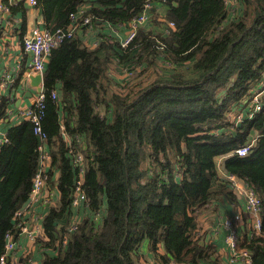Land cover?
<instances>
[{
	"label": "trees",
	"instance_id": "16d2710c",
	"mask_svg": "<svg viewBox=\"0 0 264 264\" xmlns=\"http://www.w3.org/2000/svg\"><path fill=\"white\" fill-rule=\"evenodd\" d=\"M234 1L239 8L232 16L226 0H151L165 10L161 19L150 10L149 24L172 21L167 34L143 25L126 47L101 34L90 50L77 36L80 25L73 38L50 51L40 126L51 159L48 188L56 186L59 197L42 218L47 237L37 239L45 248L42 264H144V241L161 264H221L198 233L201 211L223 197L237 201L227 181L213 187L220 156H225V172L245 181L261 199V231H242L237 248L249 251L252 264H264V98L260 111L248 115L245 109L264 71V0ZM144 3L37 0L36 6L45 27L55 31L67 27L81 8L94 27L126 25ZM18 10L25 11L21 1L9 5L10 13ZM112 63L115 73L120 66L127 72L122 82L111 80ZM151 71L153 80L142 86L139 77ZM17 72L12 90L24 74L22 68ZM11 102L0 93V122ZM237 112L244 114L240 121L234 119ZM5 136L0 256L5 235L16 232V214L30 196L39 143L29 120L9 127ZM245 144L251 145L249 152L237 155ZM74 152L83 155L89 214L68 234L78 173ZM100 211L97 223L93 216ZM63 218L61 227L54 224Z\"/></svg>",
	"mask_w": 264,
	"mask_h": 264
},
{
	"label": "crops",
	"instance_id": "0c3cea01",
	"mask_svg": "<svg viewBox=\"0 0 264 264\" xmlns=\"http://www.w3.org/2000/svg\"><path fill=\"white\" fill-rule=\"evenodd\" d=\"M17 1L22 2V6L25 9L24 12L21 10L15 11L14 13H10L9 10L5 11L3 9V0H0V79L5 75V77L10 78L11 82V85L6 89L0 87V93L7 96L9 95L12 101L7 109V118H5L3 122H0V138L6 134L9 127L20 123L24 119H21L22 111L29 107L37 97V92L32 87L29 79L31 75V71L28 68L29 59L23 52L22 38L33 27L39 26L40 28H45V23L38 6H29L24 0H15V3ZM15 3H13V5ZM151 10H153L155 14H160L162 16L165 8L161 3L153 2ZM145 25L147 28H154V31L159 29V25H155L154 27L149 24V22L145 23ZM125 32V27L116 28L114 31L113 26L103 24V26H91L90 29L81 26L77 30V36L88 49L93 50L97 46L99 35L103 34L107 37L114 36L118 39L122 38ZM20 68H22L24 74L20 76L19 82L16 87H14L15 89L12 90L13 80L16 73L19 74L17 71ZM116 69L117 71L116 73L114 72L115 74L113 75L112 63L109 76L112 81L114 76L115 82H118L119 79L121 81L123 75L119 67ZM28 91L31 93L29 96L28 93H26ZM96 109L101 115L106 114V110L103 107L99 106L96 107ZM255 134L256 133L253 132L250 138L254 137ZM224 159L225 156H220L216 159L218 178L213 184L215 189L221 188V185L225 183L226 176L228 175L223 166ZM54 174L55 176H53V179L58 176L57 172H54ZM42 195L45 197L46 201L28 204L22 211L21 217L28 225L29 232L27 234L18 232V230L14 232L12 238L14 250L11 254L10 264H25L29 259H31V264H42L41 256L45 248L41 247L37 242V239L43 241L47 240V237L43 233L42 216L48 212L51 205H55L58 202L59 194L56 186H49L47 190L42 192ZM48 195L49 197H47ZM226 198L223 197L220 203L209 205L201 211L198 216V233L201 236L200 242L203 240V242L209 246L210 251L215 253L221 264H227L228 252L224 242L225 230L221 224L222 218L227 215H233L236 212L239 213L241 223L238 229L239 234H241L242 231L246 232L247 235L250 234V219L243 206L242 200H237L236 203H234ZM72 214L76 221H81L89 214V211L82 203L76 209L72 210ZM38 215L41 217H38ZM70 219H72V215ZM65 222V218L60 219V221L57 222L58 227H61ZM140 251L142 252L141 256L144 264H146L147 261L148 264H161L159 261L157 262L155 260L157 259L155 254L148 249L147 241L142 243ZM157 253H163L162 247L159 246ZM145 260L147 261L145 262Z\"/></svg>",
	"mask_w": 264,
	"mask_h": 264
},
{
	"label": "built area",
	"instance_id": "2783aa9c",
	"mask_svg": "<svg viewBox=\"0 0 264 264\" xmlns=\"http://www.w3.org/2000/svg\"><path fill=\"white\" fill-rule=\"evenodd\" d=\"M29 6H36L37 0H24ZM142 11L133 17L130 22L126 25L113 26L115 31L116 28L125 27V34L122 38H118L120 45L126 47L128 43L136 35V31L139 27L145 25L148 22L152 8L151 0H144ZM165 1V0H163ZM15 0H8L9 5H13ZM4 4L3 9L5 11L9 10V5ZM16 4V3H15ZM82 9L78 10L76 13L70 15V23L65 28H58L55 31L49 29L40 28L39 26L33 27L29 32L22 38V48L24 54L28 57V68L31 72H37L43 78L44 71L46 69L47 57H49L50 51L57 47L64 39L73 38L78 27L87 25L86 28L90 29L93 25L92 20L89 17H82ZM231 15H235L236 7L232 6ZM79 18L81 20L79 21ZM171 28H174V23L172 21H167L164 26L163 33L167 34ZM99 40V39H98ZM12 79V78H11ZM11 85L10 78L3 75L0 79V87L3 89L8 88ZM43 90V88H42ZM37 93V97L34 102L27 108L22 111L23 120H29L33 123V132L36 136L40 138V141L37 146L38 159H37V169L32 179V186L30 192V202L28 204H34L36 202L46 201L45 197L42 195L44 190L48 189L49 181V168H50V154L45 143V134L42 132L40 126L41 118V109L43 107V93ZM52 98L57 97V92L53 91L51 93ZM264 98V71L258 83L255 85L251 94L246 97L247 105L245 107L248 115H251L253 112L260 111L263 106ZM32 105L34 107H32ZM242 112H237L234 116V119L237 121L242 120ZM63 128V126H61ZM64 139L65 136L63 135ZM6 141V136L4 135L0 138V146ZM250 144H245L242 147H239L235 150V153L239 156L246 155L250 150ZM73 163L78 169L77 179L75 181V187L72 194L71 206L73 209H76L82 203L87 208L86 196L82 189L83 173H84V160L81 152H74ZM226 181L231 190L236 194L237 200H242L243 206L249 216L250 234H258L261 231V214H262V202L260 197L256 192L243 180L236 178L233 175H227ZM49 197V195L47 196ZM27 207V206H26ZM24 210V209H23ZM20 210L16 214L17 224L16 228L18 232H23L27 234L29 232L28 225L23 221ZM88 210V209H87ZM102 212H97L93 219L100 220ZM37 217V215H36ZM38 217H41L38 215ZM43 218V216H42ZM81 221H76L74 215L72 214L71 222L69 223L67 232L68 234L72 233L77 225ZM222 227L225 230L224 242L227 248V264H252V259L250 253L247 249L237 248V243L239 239V226H240V214L235 213L233 215H227L221 220ZM16 230V231H17ZM13 232L8 231L5 235V244L4 252L0 256V264H10L11 254L14 250V242L12 241ZM63 242L66 243V237L63 239ZM31 264V259L27 262Z\"/></svg>",
	"mask_w": 264,
	"mask_h": 264
},
{
	"label": "rangeland",
	"instance_id": "374dc122",
	"mask_svg": "<svg viewBox=\"0 0 264 264\" xmlns=\"http://www.w3.org/2000/svg\"><path fill=\"white\" fill-rule=\"evenodd\" d=\"M226 4H227V12H231V9H232V6H236V9H238L239 7H238V4H236V1H234V0H226ZM158 15H160V14H158ZM161 16V15H160ZM152 18V16H150V18H149V20H148V22L150 23V19ZM159 19H161V17L159 18ZM147 22V23H148ZM161 24L159 25V29H157V31L155 30V32H158V31H160V32H162L163 30H164V26H165V24H164V22L161 20ZM154 26V25H153ZM155 27V26H154ZM154 29V28H153ZM157 65L158 66H160V63H157ZM120 68V70H121V73L122 74H125V73H127L125 70H124V67H122V66H120L119 67ZM114 72H115V70H114V68H113V74H114ZM151 75H150V72H148V73H145V74H147V75H145L144 77H139V79H138V81H140V82H142V86H143V84L145 85V84H147V82H150V81H152L153 80V78H154V71H151ZM131 77H132V74H131ZM119 81H120V79H119ZM118 81V82H119ZM120 82H122V81H120ZM100 220H96V222L98 223ZM152 258V257H151ZM154 259V258H153ZM157 262H158V260L157 259H155ZM147 260H145V262H146ZM146 264H148V261H147V263Z\"/></svg>",
	"mask_w": 264,
	"mask_h": 264
},
{
	"label": "water",
	"instance_id": "95a60500",
	"mask_svg": "<svg viewBox=\"0 0 264 264\" xmlns=\"http://www.w3.org/2000/svg\"><path fill=\"white\" fill-rule=\"evenodd\" d=\"M90 1H95V0H90ZM173 5L175 6L176 3L174 2ZM224 16V14H223ZM31 75L29 76V79L31 81V85L32 87L35 89V91L37 93L41 92L42 90V77L40 76L39 73L37 72H31ZM28 93V96L31 95L30 91L26 92ZM38 142L40 141V138L38 136H36ZM30 202V198H28L23 205L21 206V210L25 209V207L28 205V203ZM54 224L56 225L57 222H54Z\"/></svg>",
	"mask_w": 264,
	"mask_h": 264
}]
</instances>
